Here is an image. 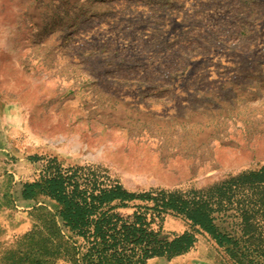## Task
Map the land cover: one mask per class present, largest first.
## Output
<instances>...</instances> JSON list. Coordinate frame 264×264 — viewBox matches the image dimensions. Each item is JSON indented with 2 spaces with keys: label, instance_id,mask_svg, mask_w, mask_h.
Masks as SVG:
<instances>
[{
  "label": "rangeland",
  "instance_id": "rangeland-1",
  "mask_svg": "<svg viewBox=\"0 0 264 264\" xmlns=\"http://www.w3.org/2000/svg\"><path fill=\"white\" fill-rule=\"evenodd\" d=\"M47 158L137 193L264 167V0H0V264H73L57 204L17 193ZM196 237L183 257L234 264Z\"/></svg>",
  "mask_w": 264,
  "mask_h": 264
},
{
  "label": "trees",
  "instance_id": "trees-1",
  "mask_svg": "<svg viewBox=\"0 0 264 264\" xmlns=\"http://www.w3.org/2000/svg\"><path fill=\"white\" fill-rule=\"evenodd\" d=\"M101 178L47 158L36 176L22 183V199L42 196L58 206L63 230L53 222L52 255L64 251L73 264H147L187 253L200 233L234 264H264V167L185 191L130 192ZM166 215L183 219L189 229L163 236ZM61 232L72 243L56 241Z\"/></svg>",
  "mask_w": 264,
  "mask_h": 264
},
{
  "label": "crops",
  "instance_id": "crops-1",
  "mask_svg": "<svg viewBox=\"0 0 264 264\" xmlns=\"http://www.w3.org/2000/svg\"><path fill=\"white\" fill-rule=\"evenodd\" d=\"M8 109V108H7ZM11 108H9V112L11 113H16L17 111V108L14 106V109L11 111L10 110ZM14 111V112H13ZM9 113V114H10ZM33 134L36 136L35 137V145H33V147L32 148H35L36 150H40V151H43V152H45L46 151V146H44V141L41 139V137H39L38 135H40L39 133H37V131H33ZM41 136V135H40ZM38 139V140H37ZM15 164H17L16 165V167L14 168L15 169V171H18V172H20V169H19V167H20V165H21V163H15ZM28 172V171H27ZM18 176H21V174H19ZM28 176V175H27ZM16 178H17V175H16ZM15 189H16V187H15ZM21 192V185H19L18 187H17V193H20ZM21 197V196H20ZM28 202V201H27ZM179 264H195V263H193V262H191V260H190V258H187V257H183V255H181V256H179V259H178V261H177Z\"/></svg>",
  "mask_w": 264,
  "mask_h": 264
}]
</instances>
